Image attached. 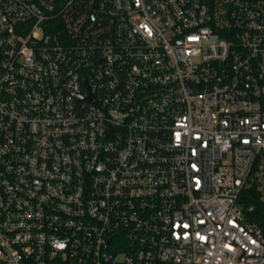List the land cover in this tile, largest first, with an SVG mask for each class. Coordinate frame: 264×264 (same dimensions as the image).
<instances>
[{"label":"built area","instance_id":"1","mask_svg":"<svg viewBox=\"0 0 264 264\" xmlns=\"http://www.w3.org/2000/svg\"><path fill=\"white\" fill-rule=\"evenodd\" d=\"M262 153L264 0H0V264H264Z\"/></svg>","mask_w":264,"mask_h":264},{"label":"trees","instance_id":"2","mask_svg":"<svg viewBox=\"0 0 264 264\" xmlns=\"http://www.w3.org/2000/svg\"><path fill=\"white\" fill-rule=\"evenodd\" d=\"M241 198L247 204L253 205V210L249 216L250 219L255 222L264 233V193L257 188V184L253 183L251 186L244 188Z\"/></svg>","mask_w":264,"mask_h":264},{"label":"rangeland","instance_id":"3","mask_svg":"<svg viewBox=\"0 0 264 264\" xmlns=\"http://www.w3.org/2000/svg\"><path fill=\"white\" fill-rule=\"evenodd\" d=\"M259 184H260L261 192L264 193V172L260 173Z\"/></svg>","mask_w":264,"mask_h":264},{"label":"water","instance_id":"4","mask_svg":"<svg viewBox=\"0 0 264 264\" xmlns=\"http://www.w3.org/2000/svg\"><path fill=\"white\" fill-rule=\"evenodd\" d=\"M88 98V97H87ZM262 156H264V153H262Z\"/></svg>","mask_w":264,"mask_h":264}]
</instances>
